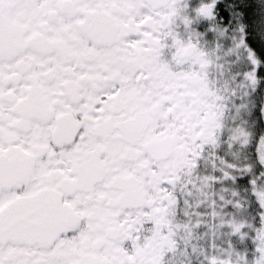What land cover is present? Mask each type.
I'll list each match as a JSON object with an SVG mask.
<instances>
[{
  "label": "snow or ice",
  "instance_id": "snow-or-ice-1",
  "mask_svg": "<svg viewBox=\"0 0 264 264\" xmlns=\"http://www.w3.org/2000/svg\"><path fill=\"white\" fill-rule=\"evenodd\" d=\"M0 264H264V0H0Z\"/></svg>",
  "mask_w": 264,
  "mask_h": 264
}]
</instances>
